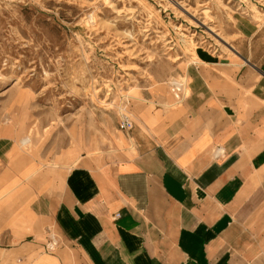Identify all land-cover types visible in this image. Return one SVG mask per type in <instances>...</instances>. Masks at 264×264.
<instances>
[{"label":"crops","instance_id":"obj_1","mask_svg":"<svg viewBox=\"0 0 264 264\" xmlns=\"http://www.w3.org/2000/svg\"><path fill=\"white\" fill-rule=\"evenodd\" d=\"M235 34L232 57L197 51L180 106L135 96L133 128L96 156L69 148L63 172L1 124L0 258L264 264V30Z\"/></svg>","mask_w":264,"mask_h":264},{"label":"rangeland","instance_id":"obj_2","mask_svg":"<svg viewBox=\"0 0 264 264\" xmlns=\"http://www.w3.org/2000/svg\"><path fill=\"white\" fill-rule=\"evenodd\" d=\"M245 23L264 30V0H0V125L63 172L69 148L111 149L135 96L180 106L171 82L187 92L198 50L234 56L209 27L236 47Z\"/></svg>","mask_w":264,"mask_h":264},{"label":"built area","instance_id":"obj_3","mask_svg":"<svg viewBox=\"0 0 264 264\" xmlns=\"http://www.w3.org/2000/svg\"><path fill=\"white\" fill-rule=\"evenodd\" d=\"M184 89V83L182 81H173L171 82V91L173 92L176 99L182 97V92ZM134 122L132 117L126 113L121 114V119L118 123V128L120 131H129L133 128ZM57 246V241L54 237L51 238L50 243L48 244L49 249H53Z\"/></svg>","mask_w":264,"mask_h":264},{"label":"bare ground","instance_id":"obj_4","mask_svg":"<svg viewBox=\"0 0 264 264\" xmlns=\"http://www.w3.org/2000/svg\"><path fill=\"white\" fill-rule=\"evenodd\" d=\"M212 31L211 32H214V34H215V36L218 38V39H220V40H223L226 44H227V46L232 50V52H233V54H235V52H234V50H233V47L231 46L232 45V43H230L226 38H224L222 35H220L219 34V32L217 33L212 27H209ZM230 49H229V51H230ZM198 53V52H197ZM30 142V138L27 136V137H25V138H23L22 139V144H27V143H29Z\"/></svg>","mask_w":264,"mask_h":264}]
</instances>
